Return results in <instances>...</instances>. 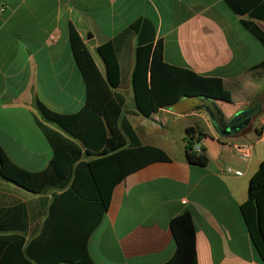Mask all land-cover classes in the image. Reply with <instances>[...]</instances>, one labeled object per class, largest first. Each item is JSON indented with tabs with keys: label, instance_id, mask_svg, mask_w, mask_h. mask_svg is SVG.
<instances>
[{
	"label": "crops",
	"instance_id": "crops-1",
	"mask_svg": "<svg viewBox=\"0 0 264 264\" xmlns=\"http://www.w3.org/2000/svg\"><path fill=\"white\" fill-rule=\"evenodd\" d=\"M140 18L155 27L149 85L167 77L165 64L188 67L222 80L232 94L226 107L218 102L227 118L254 101L261 105L260 121L264 120V69H255L264 61V48L241 24L250 19L235 15L224 0H0V149L14 164H33L37 172L54 156L34 124V116L41 119L37 100L68 115L85 106V81L70 47V27L103 74L97 48ZM254 22L264 31V22ZM136 46L134 34L117 51V92L125 98L122 116L141 146L162 149L170 161L145 166L114 186L108 210L86 242L89 256L95 264L164 263L175 250L170 220L189 210L196 226L197 264H263L240 212L248 181L264 160L261 131L250 123L238 135L220 137L203 111L176 115L161 109L148 118L138 113L131 85ZM187 129H193L195 141L200 135L212 137L196 142L208 158L204 167L186 160ZM244 143L253 144L246 162L233 150V145ZM257 144L260 150H255ZM75 148L64 143L58 164L67 167L66 157ZM77 148L81 153L72 164L71 178L78 164L85 176L84 164L96 158L79 143ZM7 185L14 187L0 179V205L12 200L30 204L34 254L47 263L56 259L55 252H62V244L78 250L73 240L39 238L50 204L65 189L51 188L43 196L14 187L28 196L20 199L7 198ZM58 219H52L48 234L58 227ZM5 252L3 246L0 256Z\"/></svg>",
	"mask_w": 264,
	"mask_h": 264
},
{
	"label": "trees",
	"instance_id": "trees-1",
	"mask_svg": "<svg viewBox=\"0 0 264 264\" xmlns=\"http://www.w3.org/2000/svg\"><path fill=\"white\" fill-rule=\"evenodd\" d=\"M224 2L235 15L250 19L242 20L241 24L264 48V31L254 22H264V0ZM134 34L137 46L131 85L138 113L148 118L188 96H207L219 102H232V94L220 78L197 74L188 67L165 64L167 77L149 85L155 27L147 18L137 19L111 41L97 48L104 65L103 74L71 26L69 43L85 81V106L76 114L68 115L55 112L37 100L36 108L41 119L34 116V124L52 147L54 156L44 170L29 172L14 164L0 149V179L31 195L44 196L51 188L65 189L50 204L39 238L78 241V244L74 243L78 250L76 246L62 244V252H55L56 259L47 263L42 261L33 253L30 204L12 200L9 204L0 205V252L6 246L4 256H0V264H33V261L36 264H95L89 256L86 242L107 212L114 186L145 166L170 161L162 149L141 146L130 124L122 116L125 98L117 92L120 80L117 51L119 44ZM255 69H264V61ZM202 136L195 141L193 129H187L185 157L189 164L204 167L208 163L204 151H193ZM64 143L76 147L66 157L70 161L67 167L58 164V153H62ZM77 143L96 158L84 164L85 176L80 174L78 164L71 178L72 164L78 161L81 153ZM240 212L253 248L264 264V160L248 181L247 198L240 206ZM54 217L59 218V225L48 234V225ZM169 229L175 250L172 257L161 264H197L196 226L192 212L187 210L173 217Z\"/></svg>",
	"mask_w": 264,
	"mask_h": 264
},
{
	"label": "water",
	"instance_id": "water-1",
	"mask_svg": "<svg viewBox=\"0 0 264 264\" xmlns=\"http://www.w3.org/2000/svg\"><path fill=\"white\" fill-rule=\"evenodd\" d=\"M218 102L207 96H188L169 106L168 111L176 115L203 111L208 116L212 128L220 137L238 135L255 117L262 113L261 105L255 104L252 107L241 109L232 117L227 118Z\"/></svg>",
	"mask_w": 264,
	"mask_h": 264
},
{
	"label": "rangeland",
	"instance_id": "rangeland-1",
	"mask_svg": "<svg viewBox=\"0 0 264 264\" xmlns=\"http://www.w3.org/2000/svg\"><path fill=\"white\" fill-rule=\"evenodd\" d=\"M221 104L224 106V107H226V103H224V102H221ZM255 105V103H254V101H252L251 103H250V107H252V106H254ZM260 116H261V114L260 115H258L257 117H255L253 120H252V122H251V124H250V126H257V128L261 131L262 130V128H263V125H264V120L263 121H260ZM218 135V134H217ZM212 139V137L211 136H209V137H205V138H203V139H201L202 141H210ZM262 146L260 145V144H257V145H255V150H260V148H261ZM11 154H14V153H11ZM18 167H20V168H22V169H24V170H26V171H29V172H33V164H28V165H18ZM4 191H5V193H6V196H7V198L9 197H14V198H20V199H26V198H28V196H27V194L25 193V192H22V191H19V190H16V188H14V187H11V186H6L4 189H3ZM8 200V199H7ZM102 253V252H101Z\"/></svg>",
	"mask_w": 264,
	"mask_h": 264
},
{
	"label": "built area",
	"instance_id": "built-area-1",
	"mask_svg": "<svg viewBox=\"0 0 264 264\" xmlns=\"http://www.w3.org/2000/svg\"><path fill=\"white\" fill-rule=\"evenodd\" d=\"M260 139L264 140V125H263V128L261 130ZM233 150L236 153L239 160L246 162L252 156L253 144H251V143L235 144V145H233ZM193 151L198 153L201 151V149L199 146L195 145L193 148ZM228 171H231V170L228 169ZM235 174L240 175V172L236 171Z\"/></svg>",
	"mask_w": 264,
	"mask_h": 264
}]
</instances>
